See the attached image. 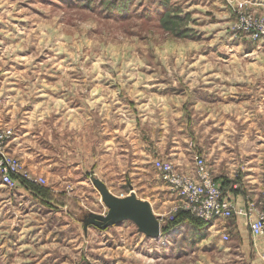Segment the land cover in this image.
I'll return each instance as SVG.
<instances>
[{"label": "rangeland", "instance_id": "obj_1", "mask_svg": "<svg viewBox=\"0 0 264 264\" xmlns=\"http://www.w3.org/2000/svg\"><path fill=\"white\" fill-rule=\"evenodd\" d=\"M255 8V0H0V132L11 131L18 159L44 179L28 186L35 197L0 186L10 200L0 201V264H247L226 250L232 241L184 221L195 216L153 167L152 139L166 127L168 151L173 88L200 86L217 65L211 53L264 50L234 27L244 13L264 25ZM257 157L264 163V150ZM91 178L119 197L133 191L169 228L156 239L129 221L84 229V216L107 211Z\"/></svg>", "mask_w": 264, "mask_h": 264}, {"label": "crops", "instance_id": "obj_2", "mask_svg": "<svg viewBox=\"0 0 264 264\" xmlns=\"http://www.w3.org/2000/svg\"><path fill=\"white\" fill-rule=\"evenodd\" d=\"M255 5V10L264 12V0H255ZM249 42L243 43L250 47L253 42ZM211 54L217 65L198 80L200 86L189 85L187 90L172 86L174 96L169 101L172 125L167 144L169 149L167 152L163 151L167 138L164 132L166 127L162 125L152 139L158 150L156 158L171 161L181 172L193 173L192 155L202 156L217 184L223 189L224 196L232 202L234 208L245 210L253 203L250 215L251 219H255L264 204V163L257 157L264 150V50L252 52L247 48L246 51L227 50ZM211 54L208 56L209 53L201 52L199 56L209 59ZM252 54L257 55L253 57ZM247 57L252 59L251 66L242 64V59ZM201 71H206V68ZM195 73L197 74L196 71ZM120 87L122 88L118 90H123V86ZM97 90L91 88L90 92L93 94ZM115 94L107 92L106 97H111V101L125 102L123 93L120 97H115ZM65 99L60 101V112L63 109V112L66 111ZM96 99L93 100L97 101ZM139 101L142 103L141 99ZM65 128L64 124L60 130L65 131ZM145 140L144 148L141 147L142 154L151 161L153 157H149L147 137ZM14 141H9L8 152L21 159L22 153L15 147ZM144 161L145 159L141 163ZM13 193L35 197L23 186H18ZM0 197V201L6 202L8 199L7 196L3 197L1 191ZM8 201L10 202L9 199ZM207 227L211 229V234L228 236L232 243L226 250L239 255V261L242 259L247 264H264V236L251 234L246 216L236 214L228 219L213 220Z\"/></svg>", "mask_w": 264, "mask_h": 264}, {"label": "built area", "instance_id": "obj_3", "mask_svg": "<svg viewBox=\"0 0 264 264\" xmlns=\"http://www.w3.org/2000/svg\"><path fill=\"white\" fill-rule=\"evenodd\" d=\"M235 29L239 33H248L253 39L264 44V25L249 14H241ZM11 131L0 132V185L8 190L18 186L28 188L39 185L44 179L33 175L20 159L8 152ZM153 167L161 180L186 204L188 211L197 219L209 223L217 219H227L236 214L247 217L249 230L254 236H264V204L255 219H251L253 203L245 210L235 209L223 193L221 186L213 179L202 156L194 154V174L181 172L169 161L156 159ZM160 219V218H159ZM162 219H160V223ZM223 239H228L223 235Z\"/></svg>", "mask_w": 264, "mask_h": 264}, {"label": "water", "instance_id": "obj_4", "mask_svg": "<svg viewBox=\"0 0 264 264\" xmlns=\"http://www.w3.org/2000/svg\"><path fill=\"white\" fill-rule=\"evenodd\" d=\"M91 181L100 194L107 211L104 215L88 213L84 216L83 227L94 226L100 230L120 225L124 221L132 222L137 231L147 238L156 239L161 232V223L152 210L151 204L138 198L132 191L128 195L119 197L114 195L106 184L98 178Z\"/></svg>", "mask_w": 264, "mask_h": 264}, {"label": "trees", "instance_id": "obj_5", "mask_svg": "<svg viewBox=\"0 0 264 264\" xmlns=\"http://www.w3.org/2000/svg\"><path fill=\"white\" fill-rule=\"evenodd\" d=\"M190 220V222H195V224H193L194 226H195V229H205V227L207 226V224L208 223H205V222H203V221H201V220H199V219H197V218H192V217H188V216H185V219H184V221H186V220ZM179 222V221H178ZM180 222H183V220L181 221L180 220ZM176 225V224H175ZM169 227H168V225L167 226H164V227H162L161 228V231L162 232H166V230L168 229Z\"/></svg>", "mask_w": 264, "mask_h": 264}, {"label": "bare ground", "instance_id": "obj_6", "mask_svg": "<svg viewBox=\"0 0 264 264\" xmlns=\"http://www.w3.org/2000/svg\"><path fill=\"white\" fill-rule=\"evenodd\" d=\"M131 192H132V191H131ZM160 234H161V232H160ZM159 237H160V235H159ZM159 237H158V238H159Z\"/></svg>", "mask_w": 264, "mask_h": 264}]
</instances>
